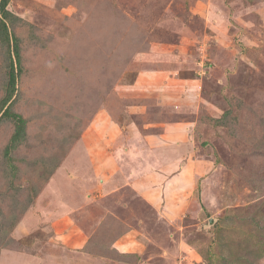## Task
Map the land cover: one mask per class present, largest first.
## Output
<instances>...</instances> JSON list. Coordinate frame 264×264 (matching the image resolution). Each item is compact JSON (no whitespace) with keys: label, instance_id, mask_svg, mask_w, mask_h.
Wrapping results in <instances>:
<instances>
[{"label":"rangeland","instance_id":"374dc122","mask_svg":"<svg viewBox=\"0 0 264 264\" xmlns=\"http://www.w3.org/2000/svg\"><path fill=\"white\" fill-rule=\"evenodd\" d=\"M4 9L27 137L4 159L0 124V264H264V0Z\"/></svg>","mask_w":264,"mask_h":264},{"label":"trees","instance_id":"16d2710c","mask_svg":"<svg viewBox=\"0 0 264 264\" xmlns=\"http://www.w3.org/2000/svg\"><path fill=\"white\" fill-rule=\"evenodd\" d=\"M5 3L6 0H2L0 3V46L5 47L6 54L5 59L1 62L2 72L5 74L6 80L1 85L3 94L0 97V124L10 123V126L12 125V134L8 142H6L1 149L2 158L9 160L7 155L14 151L17 145L27 137V119H24L20 113L12 109V106H14L16 102L15 93H18L16 85L20 83L22 79V60L21 48L19 46L20 35L15 33L13 29L15 26L14 20L17 23L19 18L10 11L4 9ZM9 23L10 27H8ZM33 37H35V35ZM11 54H13V56ZM46 166H48V164ZM106 220L107 219H103L102 225L99 227L103 229L106 226V223H104Z\"/></svg>","mask_w":264,"mask_h":264},{"label":"crops","instance_id":"0c3cea01","mask_svg":"<svg viewBox=\"0 0 264 264\" xmlns=\"http://www.w3.org/2000/svg\"><path fill=\"white\" fill-rule=\"evenodd\" d=\"M109 137H111V136H109ZM107 144H109L108 142H107ZM106 148H107V146H106ZM133 150V149H132ZM111 152H113V151H111ZM107 154V153H106ZM113 154V153H112ZM108 155H109V153H108ZM137 163H138V160H137ZM152 164V163H151ZM140 166V164L138 163V165H137V167H132L131 165H130V167H129V164H128V166H125V168L126 167H129L130 169H131V171L132 172H126L125 174L127 175V177L129 176V175H133L132 177H129V178H127V181H129V182H131V183H128V185H129V187L131 186L132 188H134L136 191H135V195H137V193H138V191H137V189L138 190H141V188H139V182H141L140 181V179H141V177L139 176L140 174H139V171L141 172V171H143L144 169H143V167H139ZM124 167V166H123ZM172 167V166H171ZM122 169V168H121ZM137 169V170H136ZM147 169V166H145V170ZM170 169V168H169ZM149 172V171H148ZM103 174H106L107 176H108V178L106 179V176L105 175H103ZM95 176H94V186H93V188L95 187V190H98L99 192H98V194L99 195H101V196H111V195H115V194H112L113 193V191L111 190L112 189V187L114 186V188L115 189H117V187H119L120 188V186H123V185H118L119 183H123V181L124 180H126V179H120V181L121 180H123L122 182H118L117 180L118 179H112V180H110V177L109 176H111V178H112V174H107V172H103L102 174H94ZM142 176V175H141ZM144 177H146V175L144 176ZM161 178L162 179H165L164 178V176H161ZM100 181H101V183H100ZM172 181V180H171ZM171 181H169V182H167L168 184L171 182ZM102 184H106L107 185V187L106 188H103L102 187ZM168 184L166 185L167 186V188H168ZM115 185H118V186H115ZM98 186L100 187V188H98ZM130 187V188H131ZM170 189H172V187H169L168 188V191L170 190ZM141 194H143V192L141 193ZM121 196V195H120ZM128 196H131V197H133V195L131 194H127V197ZM147 196V195H146ZM145 196V197H146ZM122 198H125V197H123V196H121ZM143 201L145 200V199H142ZM129 203H131L132 201H128ZM142 202V201H141ZM144 202H146V200L144 201ZM125 206H128V204H125V203H123L122 205H120V207L122 208V207H125ZM129 207H130V205H129ZM134 213H135V210H134Z\"/></svg>","mask_w":264,"mask_h":264}]
</instances>
